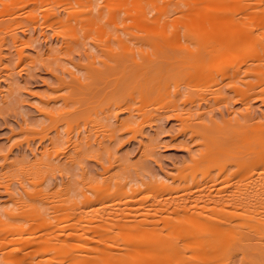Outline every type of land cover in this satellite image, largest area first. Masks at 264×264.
Masks as SVG:
<instances>
[{"label":"rangeland","instance_id":"374dc122","mask_svg":"<svg viewBox=\"0 0 264 264\" xmlns=\"http://www.w3.org/2000/svg\"><path fill=\"white\" fill-rule=\"evenodd\" d=\"M171 1L0 0V264H264V50H155L202 23Z\"/></svg>","mask_w":264,"mask_h":264},{"label":"bare ground","instance_id":"6f19581e","mask_svg":"<svg viewBox=\"0 0 264 264\" xmlns=\"http://www.w3.org/2000/svg\"><path fill=\"white\" fill-rule=\"evenodd\" d=\"M238 1H240V0H237L235 2L237 3ZM249 1L250 0H248V2ZM252 1H254V2L252 3ZM252 1H250V2L252 4H254V6H258V7H255L256 10L253 9L254 8L253 5H252L253 7H251L249 5V4H251L250 2L246 3L244 0L241 1L242 3L240 2L241 6L245 2L244 3L245 8H243V10H241L243 18L245 17V19H243L244 24H241L243 22L237 21L235 19L236 17L234 15H233L234 17L231 15V13L232 14L234 13V12H232L234 7L236 8L235 10H238L240 5L238 7H236V6L239 3H237L236 5L232 4V6L230 7L231 9L230 8H228V9L223 8L225 11L221 14H218L215 12V10H221L222 9L223 4H222L221 0L211 1L210 4L206 5V8H205V5H203V3L205 2L204 0H177V2L171 1L170 4L168 5V7H166L163 11L160 12L161 14L159 15V17L157 19L160 18V21H162L163 20L162 14H164L165 17L166 16L168 17L170 12H173V13L176 12L177 13V12L181 11V13H183V12L185 13V11L191 10L190 14L193 16H198L201 13V15H202V21L201 22L202 23L196 27L195 26L191 27L190 25L187 24V25H184V26H186L185 28H180V30L178 29V27L176 28L173 26V29L172 28H171L172 30L170 29L171 32H174V33L183 32L186 35H188L190 33V36L188 37V41L184 44H180V43H176V42L167 43L166 45L162 44V45L156 46L158 48L155 47L154 49L155 50H207L208 47H212L213 50H264V0H252ZM255 4H257V5H255ZM261 5H262V8L260 7ZM183 6L185 8H183ZM259 7L261 9L257 10V8H259ZM250 8H252V9H250ZM229 9L231 11H229ZM244 9H245V13H243ZM161 18H162V20H161ZM217 18H220L218 21L219 24L217 23L218 25L215 24ZM55 19L60 23L62 22V19L58 18L57 16H55ZM164 20L168 21L167 18ZM164 20L162 21L163 23L167 22ZM158 21L159 20H157V22ZM160 21L158 22V24H160L158 26L161 27V28H159V31L162 33H167V30H169V29L166 27L168 25L171 26V24L165 23L166 25H164L163 23H160ZM167 23H170V21H168ZM241 31L245 32L244 33L245 36H241L239 34ZM154 49H152V50H154ZM262 73H263V71H262ZM262 73L260 72V74H262ZM254 75L256 77V74H253V76ZM262 75H263V77H262ZM262 75L260 77L264 78V73ZM258 77H259V74H258ZM255 81L256 80H254L252 82H255ZM246 82L247 81H245V83ZM248 82L246 83V85H248V87L245 86L246 88H249L251 86V81H248ZM257 82H255V84L260 86L261 84H257ZM261 83L263 84L264 81H262ZM252 87L255 88L254 86H252ZM246 88H245V91L243 88V91L245 93H247ZM249 95H251V94H249ZM247 98L248 97H246V100H248ZM244 101H245V99H244ZM245 102H247V101H245ZM248 111L249 110L245 111L246 115L249 114ZM244 115H243V117H244ZM254 123H256V122H253V124ZM259 124H260V126H259ZM259 124L256 123V125L259 127V128L255 127L256 129L254 128L253 125L250 129L248 127H246V128H248L245 131L246 135L247 134L249 135L250 132L252 134V132L260 130V127L262 128L261 131L264 132L263 123L262 124L259 123ZM253 128H254V130H253ZM248 130H250L249 133H248ZM254 135H253V137H254ZM259 135H260V133H259ZM259 135H257V136L260 138L261 135L260 136ZM249 136H251V135H249ZM257 136H256V138H257ZM259 138H257V139L259 140ZM257 139H255V141ZM253 142H254V139H253ZM255 144H257V142ZM258 144H259L258 148L250 145L251 149L249 148V151L251 152L253 150L254 154H256V152L258 154H260L261 152L263 153L264 152V136L260 138ZM262 186H264V185L262 184ZM251 192L252 193L247 192L245 194V214H248V216H249L248 219L245 221V234H246L245 236L252 237V234H253V235L259 237L261 239L262 246H264V241H263L264 240V195H263L264 187L261 190L257 189V190L251 191ZM243 254H245V253H243ZM80 263L81 264H183V262L181 260L180 261H175V260L171 261V260H168L166 258L165 259L160 258V257L159 258H150L149 256L137 257L136 255L132 256L131 258H125V257H122V258L116 257V258H110V259H96V258L84 259L83 258ZM219 263L220 262L215 263V264H219ZM196 264H207V263L202 262V263H196Z\"/></svg>","mask_w":264,"mask_h":264}]
</instances>
